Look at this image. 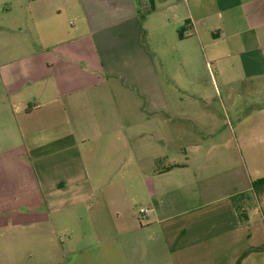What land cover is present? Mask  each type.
<instances>
[{"label": "crops", "instance_id": "crops-1", "mask_svg": "<svg viewBox=\"0 0 264 264\" xmlns=\"http://www.w3.org/2000/svg\"><path fill=\"white\" fill-rule=\"evenodd\" d=\"M161 1L157 21L156 0H0V143L7 125L20 142L25 134L46 207L0 211V264H264V200L252 188L264 177V118L252 132L240 119L237 134L224 109L223 131L203 100L183 99L178 78L182 69L198 77L195 44L210 63L225 59L214 49L221 38L247 33L239 78L264 76V0ZM64 13L75 18L74 43L56 51L49 37L60 36ZM24 27L34 28L25 40ZM43 44L56 64L41 67ZM20 114L42 125L24 133ZM237 136L263 142L239 156L208 148ZM124 168L128 178L114 180ZM4 185L0 204H15ZM253 200L259 212L242 217Z\"/></svg>", "mask_w": 264, "mask_h": 264}, {"label": "rangeland", "instance_id": "rangeland-1", "mask_svg": "<svg viewBox=\"0 0 264 264\" xmlns=\"http://www.w3.org/2000/svg\"><path fill=\"white\" fill-rule=\"evenodd\" d=\"M146 1L149 2V0ZM156 4L158 7V12L153 16V19L160 21L163 19L164 8L161 7L163 3L161 0H156ZM141 11L144 16H148V13L144 11L143 8H141ZM233 14L234 16L236 15L235 18L237 17L236 23L238 28L246 26V21H244L240 11H233ZM63 18V23L61 25L62 27L57 29L59 30L60 36L53 35L52 38L49 37V39L52 41L51 43L58 42L56 45V51L67 50L70 47L69 43L71 42L72 45L74 43V40H71L70 38L73 36L75 18L68 13H64ZM229 28L230 27H228V29ZM31 31L34 35V28L28 29L24 27L22 29L21 35L24 40L25 38L29 39ZM245 35H248V33ZM245 35L236 37L232 36L226 40L221 38L222 40L215 44L214 49L217 51V56L225 57V59H220L218 61L210 59V63L204 60V54L202 52L201 46L195 44L194 53L197 54L196 67L200 70L198 77L196 78L190 76L184 69L181 70L182 74L178 77L180 82L189 88V91H183V93H181L183 99H185L186 102H198L199 100H203L201 107L202 105L204 106L202 111L204 110L205 116L217 119L223 118L224 122L222 121L223 124L220 126L222 127L223 131L230 132L229 126L227 124L228 120L225 119L223 114L224 109H226L227 113L229 114L231 128H233L237 134L240 131V119H245L246 121L245 124L247 129L245 131L252 132V119L254 117L264 118V113L259 112L260 108L259 105H257L259 103L264 104V76L254 77L252 79L239 78L243 63L249 62V60L245 59V57H247L249 54L245 53L242 42V37ZM60 39H63V41H58ZM45 40L47 41L48 39ZM44 45L45 44H43V46ZM262 46L263 53L259 52V54L261 55L262 59L261 65H264V40H262ZM39 48L40 51L37 58H41V67H46L48 63L56 62V59L54 58V50L47 49L48 47L46 46H44V49L42 50V46ZM32 62L34 63V60ZM22 69L24 71L26 68L23 67ZM221 69L222 72L225 70L230 71L231 75H223L221 73ZM165 75L166 78H168L166 71ZM197 84L203 85L207 97H195L199 96L198 94H201L195 92L194 90V86ZM31 88L34 89V84ZM119 97V102L121 104L125 98L122 96L121 92ZM117 109L118 107L115 110L117 111ZM119 109H121V107ZM193 110L195 109L189 108L188 112H193ZM200 110L201 108L197 114L201 115ZM7 118L8 120H11L10 113L7 114ZM15 119L21 121L20 125L22 126L24 133L27 132V130L34 129V124L37 126L42 125L40 117L34 118V116L20 114ZM58 129V126H54L50 129V131L52 133L56 132ZM6 131V141L5 143H0V147L1 145L5 144L7 149L5 156L1 157V159H3L2 164L5 166V172L0 174V181L5 184L2 191L6 197L16 195L17 202L15 204H0V211H5L7 213H18L23 209H26L27 213L46 211L43 196L34 182L35 179L31 163L32 158L29 155L27 149V139L25 134L23 136V141L20 142L18 132L16 134L12 133L11 126L7 125ZM258 142L263 141H243L237 136L234 138L231 137L229 140L225 141V146H220L215 143V145L209 144L208 148L210 151H214L218 154L230 153L232 155L239 156L240 149L243 150V154L245 155L248 149H252L251 151H253V149H255L254 145ZM249 144H251V146H248ZM261 147L262 146H260V148L257 147V149H263V147ZM206 148L207 145L204 146V149ZM128 174L129 172L126 168L112 173L114 180H126L128 178ZM258 197L260 200H263L261 193ZM125 207L127 208L128 205ZM253 207H256V210L254 211L259 212L258 203L254 200L250 202V205L247 204L245 209L246 211L251 212ZM141 208L143 207H138V210Z\"/></svg>", "mask_w": 264, "mask_h": 264}, {"label": "trees", "instance_id": "trees-1", "mask_svg": "<svg viewBox=\"0 0 264 264\" xmlns=\"http://www.w3.org/2000/svg\"><path fill=\"white\" fill-rule=\"evenodd\" d=\"M152 8H150L149 10H151ZM183 28H180L179 29V33L181 35V32H182ZM175 165H171L169 167L170 168H173ZM252 188L253 190L257 193V195L259 196V194L261 193L262 197H263V200H264V177L262 178H258V179H254L252 181ZM260 191V192H259ZM240 211L242 212V217L246 216V213H245V209L243 210L242 208H240Z\"/></svg>", "mask_w": 264, "mask_h": 264}]
</instances>
